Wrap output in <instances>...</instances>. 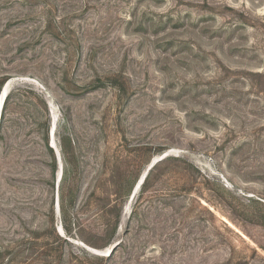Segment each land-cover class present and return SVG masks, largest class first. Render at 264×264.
I'll return each mask as SVG.
<instances>
[{
	"label": "rangeland",
	"instance_id": "374dc122",
	"mask_svg": "<svg viewBox=\"0 0 264 264\" xmlns=\"http://www.w3.org/2000/svg\"><path fill=\"white\" fill-rule=\"evenodd\" d=\"M9 81L0 264H264V0H0Z\"/></svg>",
	"mask_w": 264,
	"mask_h": 264
},
{
	"label": "water",
	"instance_id": "95a60500",
	"mask_svg": "<svg viewBox=\"0 0 264 264\" xmlns=\"http://www.w3.org/2000/svg\"><path fill=\"white\" fill-rule=\"evenodd\" d=\"M7 95H8V90L6 89L5 86H3L2 89H1V91H0V101H1V98L4 97L3 98V101L0 102V112L4 108V102H5V99H6ZM0 116H1V113H0ZM56 127H57L56 123H53L52 129H51V136H52V143H53L52 146L53 147L56 145ZM62 171H63V164L61 162V164H60V171H59L60 172L59 173V177H61ZM147 173H148V170L143 174V176L141 177L140 181L138 182V184H137V186L135 188V191L133 193V197L135 196V193L137 192V190L139 189V187L141 186V184L144 182V180H145V178L147 176ZM118 244H119V242H117V243L115 242V244L111 248H109V250H111L112 248H114ZM89 249L96 252V250L93 249V248H89ZM109 250H107V252Z\"/></svg>",
	"mask_w": 264,
	"mask_h": 264
},
{
	"label": "trees",
	"instance_id": "16d2710c",
	"mask_svg": "<svg viewBox=\"0 0 264 264\" xmlns=\"http://www.w3.org/2000/svg\"><path fill=\"white\" fill-rule=\"evenodd\" d=\"M8 98H9V95L7 96L5 102L7 101ZM4 105H5V103H4ZM61 153L63 155V160H64V172H63L62 180L65 181V180H67V177H68L69 162L67 159L68 158L67 157L68 151H67L66 142H65L64 138L62 139V152ZM60 208H61L62 216L64 219V225L66 226V223H65L66 222V205L63 202V198H62V202H60Z\"/></svg>",
	"mask_w": 264,
	"mask_h": 264
},
{
	"label": "bare ground",
	"instance_id": "6f19581e",
	"mask_svg": "<svg viewBox=\"0 0 264 264\" xmlns=\"http://www.w3.org/2000/svg\"><path fill=\"white\" fill-rule=\"evenodd\" d=\"M13 81H9V82H6L3 86H5L6 87V89L8 90V95L10 94V91H11V89H12V87H13ZM7 95V96H8ZM3 98L4 97H2L1 98V101L0 102H2L3 101ZM7 98V97H6ZM6 100V99H5ZM5 103V102H4ZM3 110V109H2ZM2 110H1V112L0 113H2ZM108 253V252H107ZM109 254V253H108Z\"/></svg>",
	"mask_w": 264,
	"mask_h": 264
}]
</instances>
